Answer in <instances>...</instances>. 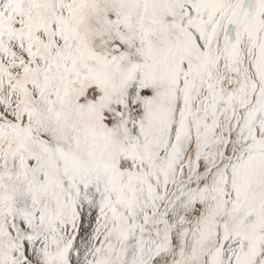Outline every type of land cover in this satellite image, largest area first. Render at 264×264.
I'll use <instances>...</instances> for the list:
<instances>
[{
    "label": "snow or ice",
    "instance_id": "snow-or-ice-1",
    "mask_svg": "<svg viewBox=\"0 0 264 264\" xmlns=\"http://www.w3.org/2000/svg\"><path fill=\"white\" fill-rule=\"evenodd\" d=\"M0 264H264V0H0Z\"/></svg>",
    "mask_w": 264,
    "mask_h": 264
}]
</instances>
